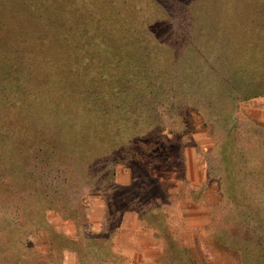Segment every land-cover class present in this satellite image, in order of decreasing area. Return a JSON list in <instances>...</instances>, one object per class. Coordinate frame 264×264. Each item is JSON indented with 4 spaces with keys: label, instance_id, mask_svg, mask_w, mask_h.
I'll list each match as a JSON object with an SVG mask.
<instances>
[{
    "label": "rangeland",
    "instance_id": "rangeland-1",
    "mask_svg": "<svg viewBox=\"0 0 264 264\" xmlns=\"http://www.w3.org/2000/svg\"><path fill=\"white\" fill-rule=\"evenodd\" d=\"M38 173L110 264H264V0H0V189Z\"/></svg>",
    "mask_w": 264,
    "mask_h": 264
},
{
    "label": "crops",
    "instance_id": "crops-1",
    "mask_svg": "<svg viewBox=\"0 0 264 264\" xmlns=\"http://www.w3.org/2000/svg\"><path fill=\"white\" fill-rule=\"evenodd\" d=\"M45 173L36 174L39 179L35 177L37 182L25 191H16L9 178H2L9 190L0 189V264H110L100 253L103 242L99 240L103 239L87 233V221L82 216L74 220L61 214L65 201L55 200L53 192L58 183H44L48 177L41 176ZM114 182L121 189L127 188L120 178ZM93 220L91 217V228ZM121 222L123 229L133 232L126 215ZM117 253L121 254L118 249Z\"/></svg>",
    "mask_w": 264,
    "mask_h": 264
},
{
    "label": "flooded vegetation",
    "instance_id": "flooded-vegetation-1",
    "mask_svg": "<svg viewBox=\"0 0 264 264\" xmlns=\"http://www.w3.org/2000/svg\"><path fill=\"white\" fill-rule=\"evenodd\" d=\"M195 31H196V34H198L196 36L197 37L199 36L197 39H195L193 37ZM217 31L221 32V35H223V39L222 40H224L225 39L224 37L226 36V33H223V31H221V29L212 28V27H209V26H206V27H202L201 26V28L199 27L196 30L193 29L192 30L193 33H192V37H191L192 44H194L193 42L196 43V40H197V42H204V44L207 43L208 41H211V42L215 41L214 34ZM217 39H220V38H217ZM196 45H198V44H196ZM196 47L198 48V51H195V54L197 55V54L201 53V56L203 57L201 60L205 61V59H207V62H208L210 59H209V55H207L205 49L202 48V50H201L199 45L196 46ZM188 52H189V54H192L193 50L189 49ZM195 54H194V56H195ZM256 56H257V46L256 45H254V46L252 45L251 46V53H250V57H251L250 60H255ZM234 57H235V55H234ZM237 57H239V56L237 55ZM241 57H239L238 60L241 59V60L247 61L246 57H244L243 55H241ZM222 80H223V83H224L225 87L227 88V86L230 85V83L228 81V78L227 77H222ZM230 82H232V81H230ZM246 99H249V98H246ZM226 104L227 103H224V105H226ZM228 105H231V103H228Z\"/></svg>",
    "mask_w": 264,
    "mask_h": 264
},
{
    "label": "trees",
    "instance_id": "trees-1",
    "mask_svg": "<svg viewBox=\"0 0 264 264\" xmlns=\"http://www.w3.org/2000/svg\"><path fill=\"white\" fill-rule=\"evenodd\" d=\"M247 75V74H246ZM251 96H254V94H252Z\"/></svg>",
    "mask_w": 264,
    "mask_h": 264
}]
</instances>
